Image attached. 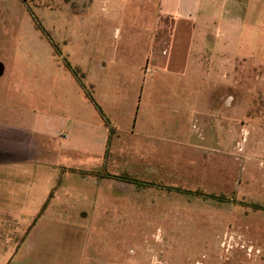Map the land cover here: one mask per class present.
I'll list each match as a JSON object with an SVG mask.
<instances>
[{"label": "rangeland", "instance_id": "374dc122", "mask_svg": "<svg viewBox=\"0 0 264 264\" xmlns=\"http://www.w3.org/2000/svg\"><path fill=\"white\" fill-rule=\"evenodd\" d=\"M165 1L26 0L36 22L21 0H0V81L18 62L50 83L39 93L65 118L64 167L74 159L84 176L70 212L86 228L72 244L65 226L43 264H264V95L249 99L247 69L239 84L189 83Z\"/></svg>", "mask_w": 264, "mask_h": 264}, {"label": "crops", "instance_id": "0c3cea01", "mask_svg": "<svg viewBox=\"0 0 264 264\" xmlns=\"http://www.w3.org/2000/svg\"><path fill=\"white\" fill-rule=\"evenodd\" d=\"M171 3L173 11L160 10L173 20L172 41L178 35V45L185 44L180 48H185L189 83L200 79L224 86L230 76L232 83L239 84L247 69L257 81L249 99L264 95V0H166L167 8ZM22 64L14 63L8 83L0 81V264L7 260V264H43L45 253L57 257L65 226L76 233L68 241L72 244L79 242L80 228H86L70 212L79 207L84 176L74 159L64 167V149L56 143L68 138L59 134L65 118L41 103L44 93L39 91H47L50 83L31 79ZM4 74L5 66L0 63V80ZM146 92L140 93L139 100L143 95L146 99L156 95L150 87ZM70 124V134L80 132L79 121ZM149 124L147 133L153 131ZM129 130L119 133H134ZM152 138L148 135L146 141ZM106 147L109 154L112 141ZM69 150H75V143Z\"/></svg>", "mask_w": 264, "mask_h": 264}, {"label": "trees", "instance_id": "16d2710c", "mask_svg": "<svg viewBox=\"0 0 264 264\" xmlns=\"http://www.w3.org/2000/svg\"><path fill=\"white\" fill-rule=\"evenodd\" d=\"M21 2L26 6L27 11L29 12L31 18H32L34 21L37 22V18L35 17L34 13H33V12L31 11V9L26 5V0H21ZM36 25H37V28H38V29H40L41 31H43V33H44L46 36H48L47 33H46V31L41 27L40 24L36 23ZM49 40H50V42H52L51 39H49ZM52 45H54L53 42H52ZM67 68H68V70L73 74L74 77H78V76L76 75V74H78V71H77V70H72V68H71L69 65H67ZM80 85H81V84H80ZM86 97L88 98V100H89L94 106H96V104H95V102L93 101V98H92L91 95L86 94ZM105 122H106V121H105ZM262 210H264V208H263Z\"/></svg>", "mask_w": 264, "mask_h": 264}]
</instances>
